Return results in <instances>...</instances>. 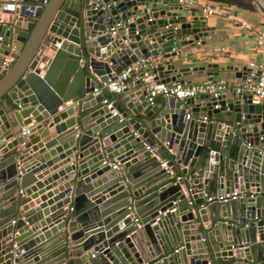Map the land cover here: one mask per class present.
Returning a JSON list of instances; mask_svg holds the SVG:
<instances>
[{
    "label": "water",
    "instance_id": "water-1",
    "mask_svg": "<svg viewBox=\"0 0 264 264\" xmlns=\"http://www.w3.org/2000/svg\"><path fill=\"white\" fill-rule=\"evenodd\" d=\"M44 1L0 0V264H264V104L233 93L157 106L139 81L94 94L139 58L183 83L182 51L207 37L204 18L157 0ZM241 1L264 15V0ZM205 69L217 66L193 72ZM53 127L73 161L54 176L56 205L31 210L34 175L56 162L31 155L54 145Z\"/></svg>",
    "mask_w": 264,
    "mask_h": 264
},
{
    "label": "crops",
    "instance_id": "crops-1",
    "mask_svg": "<svg viewBox=\"0 0 264 264\" xmlns=\"http://www.w3.org/2000/svg\"><path fill=\"white\" fill-rule=\"evenodd\" d=\"M195 3L194 8L191 10L197 12L198 16L204 18V26L209 29L207 37H202L198 42H194L192 45L185 47L182 51L183 59L182 65L187 66L190 70V73L183 77L181 76L180 81L186 84H195L199 82H203L209 79L207 73H217V77L212 78L216 83H224L229 87L234 86V84L242 81L241 79L235 78V72L232 69H237L242 75L250 73L249 64L250 63H258L262 62V57L259 53H264V45L259 47L256 44V38L259 34H264V15L260 14L257 10H247L243 8H239L237 6H228L213 2L212 0H192ZM172 6H178L174 2L170 4ZM206 8H214L216 14L213 16L205 17L201 13L202 7ZM184 9V8H183ZM1 15V11H0ZM192 39V36H185L183 40L189 41ZM53 56L52 53L49 54L51 58ZM209 65H216L217 69H205L204 72H193L196 68L206 67ZM172 84V83H169ZM129 85L128 87H131ZM232 92H229L223 96L229 97ZM199 97V96H198ZM167 99L164 97H157L153 103V105L159 106L163 104ZM190 116V111H186ZM71 119L72 117H68ZM61 124H64L62 121ZM26 130V129H24ZM53 128H49L50 141L53 142L54 145L50 149L38 148L35 153H32L31 156L36 155V161L40 162L41 157L49 154L50 151H54V156H49V160L56 159V162L51 163L50 167H46L41 171V178L36 179L39 175H34V185L40 184V191H37L36 199L29 202L28 204L33 205L31 210H35L41 204H49L46 209L51 206L56 205L55 199L57 196L54 194L58 189L57 181L54 180V176H57L59 172H63L65 174L66 168L70 167L73 158L70 159V162L65 163L68 159H60L61 156H64L66 152L63 148V144L61 142V138L64 136L66 132H55ZM54 136V137H53ZM38 144H42L41 140ZM59 149V150H58ZM43 152V153H41ZM65 163V164H64ZM37 164V163H36ZM111 165L116 166V170H119L118 164L116 162L111 161ZM89 169V167H88ZM87 175H90L89 173ZM91 177V176H89ZM75 175H72L71 178L67 179L66 182L74 183ZM99 177H95L91 179L90 185L93 186L95 182L99 181ZM105 185V184H104ZM103 185V186H104ZM74 187V186H73ZM72 187V190L74 189ZM102 184L98 185L94 188V191L98 192L97 196L107 197L109 193L101 190ZM40 192H42L40 194ZM236 193H239L235 190ZM104 194V195H103ZM50 195V197H49ZM44 198V202L42 199ZM200 203L201 201L198 200ZM113 228V227H112ZM107 231L110 236L114 235V228ZM89 231L86 234L94 232ZM123 229H118V232L115 234H122ZM105 232V234H107ZM126 238H131L132 242L140 255L142 260H147L148 252L144 248L143 236L137 232H133L128 234ZM106 242V241H104ZM94 246L86 251L85 254H89L93 250ZM130 250H128L129 252ZM195 252L193 251L192 254ZM131 256V260L137 262L136 258H134L133 254H129Z\"/></svg>",
    "mask_w": 264,
    "mask_h": 264
},
{
    "label": "built area",
    "instance_id": "built-area-1",
    "mask_svg": "<svg viewBox=\"0 0 264 264\" xmlns=\"http://www.w3.org/2000/svg\"><path fill=\"white\" fill-rule=\"evenodd\" d=\"M173 2L187 11H191L195 6L192 0H157V4L159 5L163 3L172 4ZM200 11L205 17L216 14L214 8H206L204 6ZM115 30L116 28L111 29L112 35H115ZM256 44L259 47L264 45V34L258 35ZM259 55L262 57V62L250 63V73L246 74L242 81L234 84L232 87L224 83L212 81H203L195 84L179 82L172 84L162 83L158 80V74L155 72L154 61L151 58H139L136 62L124 68L113 81L103 83L101 88L94 91V94L98 95L102 91H106L112 95L121 94L129 85H133L139 81L146 88V100L150 104H153L159 96L166 99L174 98L176 101H184L198 96H208L218 99L232 92L239 96H249L253 105H260L264 104V53L260 52ZM214 108L218 109L219 107L216 105ZM188 117L186 118L188 119ZM27 134L28 130H23L21 133L22 136H26ZM1 142L3 143L4 141ZM112 168L116 170L115 165ZM237 197H239V194L234 192L231 197L227 195L219 197L217 200L227 201L230 198L235 199ZM211 201H214V199L209 198L208 202Z\"/></svg>",
    "mask_w": 264,
    "mask_h": 264
},
{
    "label": "trees",
    "instance_id": "trees-1",
    "mask_svg": "<svg viewBox=\"0 0 264 264\" xmlns=\"http://www.w3.org/2000/svg\"><path fill=\"white\" fill-rule=\"evenodd\" d=\"M213 2L228 5V6H237L239 8L247 9V10H253V7L251 5H248L241 0H212Z\"/></svg>",
    "mask_w": 264,
    "mask_h": 264
},
{
    "label": "rangeland",
    "instance_id": "rangeland-1",
    "mask_svg": "<svg viewBox=\"0 0 264 264\" xmlns=\"http://www.w3.org/2000/svg\"><path fill=\"white\" fill-rule=\"evenodd\" d=\"M253 10H254V8H253Z\"/></svg>",
    "mask_w": 264,
    "mask_h": 264
}]
</instances>
